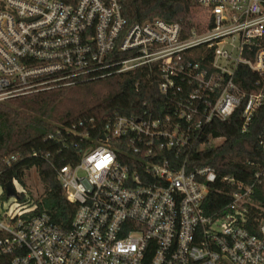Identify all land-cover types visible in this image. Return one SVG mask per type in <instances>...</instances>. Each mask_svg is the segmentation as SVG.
Here are the masks:
<instances>
[{"label": "built area", "instance_id": "1", "mask_svg": "<svg viewBox=\"0 0 264 264\" xmlns=\"http://www.w3.org/2000/svg\"><path fill=\"white\" fill-rule=\"evenodd\" d=\"M121 2L0 0V104L149 67L171 112L161 120L116 115L99 139L82 135L89 145L79 161L58 173L77 206L67 228L47 214L33 216L36 205L15 183L17 197L0 201V259L264 264L256 184L190 168L182 157L203 150L207 127L242 106L246 132L262 105L264 94H248L238 74L245 67L264 76V0H196L203 19L188 36L159 19L129 26ZM198 48L205 52L195 59ZM259 145L264 152V136ZM262 177L264 167L256 174Z\"/></svg>", "mask_w": 264, "mask_h": 264}, {"label": "trees", "instance_id": "2", "mask_svg": "<svg viewBox=\"0 0 264 264\" xmlns=\"http://www.w3.org/2000/svg\"><path fill=\"white\" fill-rule=\"evenodd\" d=\"M121 4L129 26L159 19L179 24L188 36L198 25L196 0H122ZM204 52V48L196 49L194 58L199 59ZM238 75L248 94H264V76L245 67ZM159 85L156 68L141 67L134 72L116 73L0 104L1 197L7 199L5 184L18 183L36 205L33 216L47 214L56 225L69 227L77 206L68 202L61 189L60 169L79 161L82 150L89 145L82 137L86 131L92 139H99L104 125L116 115L139 118L151 115L161 120L171 114L166 104L167 96L160 92ZM243 109L244 106L225 122L210 124L199 139V143L207 144L206 147L201 151L194 148L182 157L189 162L190 168L209 166L219 178L234 177L246 185L256 184L255 199L264 206V177L260 182L256 179V174L264 167V152L259 145L264 136V101L246 132H243ZM218 139L220 143L209 144ZM33 169L44 188L37 199L29 194L25 183L27 174ZM19 199L23 201L24 197L19 196ZM217 202L222 201L215 200L216 205ZM217 209L215 206L213 211ZM0 264L8 263L0 259Z\"/></svg>", "mask_w": 264, "mask_h": 264}, {"label": "rangeland", "instance_id": "3", "mask_svg": "<svg viewBox=\"0 0 264 264\" xmlns=\"http://www.w3.org/2000/svg\"><path fill=\"white\" fill-rule=\"evenodd\" d=\"M202 19H203V14L199 10L197 23H201L202 22ZM25 183H26L27 190H28L29 194L34 199H37L38 197H40L43 194L44 188H43V186L40 183V179H39L38 174H37V172H36L35 169L31 170L27 174V176L25 178ZM0 193H1V187H0ZM4 200H6V199L3 198V197L0 198V201H4Z\"/></svg>", "mask_w": 264, "mask_h": 264}, {"label": "water", "instance_id": "4", "mask_svg": "<svg viewBox=\"0 0 264 264\" xmlns=\"http://www.w3.org/2000/svg\"><path fill=\"white\" fill-rule=\"evenodd\" d=\"M3 188H4L5 195H6L7 199L16 198L17 197V194H16L15 189H14L12 184L7 183V184L4 185Z\"/></svg>", "mask_w": 264, "mask_h": 264}, {"label": "crops", "instance_id": "5", "mask_svg": "<svg viewBox=\"0 0 264 264\" xmlns=\"http://www.w3.org/2000/svg\"><path fill=\"white\" fill-rule=\"evenodd\" d=\"M0 195H2V189H1V193H0Z\"/></svg>", "mask_w": 264, "mask_h": 264}]
</instances>
